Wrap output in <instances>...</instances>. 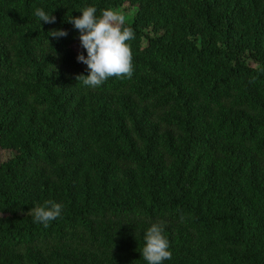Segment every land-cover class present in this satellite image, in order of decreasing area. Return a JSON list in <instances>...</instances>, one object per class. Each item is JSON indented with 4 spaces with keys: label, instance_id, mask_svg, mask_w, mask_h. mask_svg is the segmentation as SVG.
Segmentation results:
<instances>
[{
    "label": "trees",
    "instance_id": "trees-1",
    "mask_svg": "<svg viewBox=\"0 0 264 264\" xmlns=\"http://www.w3.org/2000/svg\"><path fill=\"white\" fill-rule=\"evenodd\" d=\"M88 5L127 9L131 78L80 83ZM0 148V264H146L161 219L164 264H264V0H0Z\"/></svg>",
    "mask_w": 264,
    "mask_h": 264
},
{
    "label": "clouds",
    "instance_id": "clouds-1",
    "mask_svg": "<svg viewBox=\"0 0 264 264\" xmlns=\"http://www.w3.org/2000/svg\"><path fill=\"white\" fill-rule=\"evenodd\" d=\"M79 16H71L68 21L78 30L80 46L85 50L78 53L76 59L86 65L87 74H80V83L95 89L110 77L131 78L133 73L132 53L128 41L134 39V31L126 26L125 17L112 8L102 9L97 15V9L88 5L79 9ZM34 16L44 23H53L55 17L51 11L37 7ZM67 33L63 29H52L47 37L59 38ZM47 42L48 39L46 38ZM76 77V79H77ZM63 205L53 200L45 201L40 206H33L28 214L34 223L47 227L49 222L62 214ZM165 220L150 223L143 235V247L140 251L146 264H164L171 259L169 241L164 235Z\"/></svg>",
    "mask_w": 264,
    "mask_h": 264
},
{
    "label": "rangeland",
    "instance_id": "rangeland-1",
    "mask_svg": "<svg viewBox=\"0 0 264 264\" xmlns=\"http://www.w3.org/2000/svg\"><path fill=\"white\" fill-rule=\"evenodd\" d=\"M114 10L120 12L121 14L123 12H127V9H124V8H123V11H121L120 8L119 9H114ZM123 16L125 17V19H128V17H129L128 15H123ZM10 153H11V151L3 150V149L0 148V161L6 159L10 155Z\"/></svg>",
    "mask_w": 264,
    "mask_h": 264
}]
</instances>
